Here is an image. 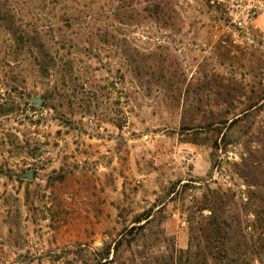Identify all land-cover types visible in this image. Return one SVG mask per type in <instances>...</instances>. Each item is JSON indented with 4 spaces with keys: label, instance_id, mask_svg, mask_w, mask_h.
<instances>
[{
    "label": "rangeland",
    "instance_id": "obj_1",
    "mask_svg": "<svg viewBox=\"0 0 264 264\" xmlns=\"http://www.w3.org/2000/svg\"><path fill=\"white\" fill-rule=\"evenodd\" d=\"M25 1L77 87L61 69L43 79L30 60L0 59V104L15 102L0 115V264H114L116 244L149 211L120 262L203 248L209 191L254 221L248 184L264 176L241 164L258 155L264 108L227 147L228 125L221 135L209 125L264 90V0H171L172 28L134 11L137 0L124 3L123 23L119 0ZM101 26L111 27L103 40ZM127 49L161 62L171 83L136 77Z\"/></svg>",
    "mask_w": 264,
    "mask_h": 264
},
{
    "label": "trees",
    "instance_id": "obj_2",
    "mask_svg": "<svg viewBox=\"0 0 264 264\" xmlns=\"http://www.w3.org/2000/svg\"><path fill=\"white\" fill-rule=\"evenodd\" d=\"M122 2L123 0L118 1L119 5L115 11V17L119 23H123L121 14L126 0ZM26 3L25 0H0V59L6 61L9 67L12 64L7 59L12 58L14 60L12 63L30 60L37 74L43 79L50 78L56 70L61 69L66 73L69 82L77 87L72 64L57 58L60 48L53 47L45 39L43 30L46 27L33 24L38 22L31 20ZM134 8H136L134 11L144 14L146 19L161 28H172V23L176 20V7L171 0H137ZM109 28L111 27L98 28L96 32L99 36L97 37L103 40L107 37ZM124 54L126 64L136 77L141 79L158 77L162 81L171 83L170 69L157 71L161 62L157 63L150 55H145L137 49H127ZM253 96H256L257 100L243 107L230 121L220 120L218 123L209 125L218 135H221L228 125L227 133L221 139V146L232 145V139L237 132H240L242 136L248 135L255 111H262L264 108L258 107V104L264 100V90L256 93L251 91L249 99ZM14 108L15 102L5 100L0 104V115H9L15 112ZM262 135L263 139L257 150L258 155L254 156L249 153L247 158L243 159L241 166L245 172L251 168V172L264 176V132ZM216 147L219 149L220 145L216 144ZM248 187L250 188L248 201L254 207L251 213L255 218L250 225H244L241 218L232 213L231 204L224 203L217 191H209L210 199L207 201L205 210H209L210 216L205 221L206 227L202 235L205 242L204 247L201 248L198 244L191 242L185 252L145 255L140 264H209V262L214 264H264V186L253 181L248 184ZM223 197H225L224 194ZM217 198L221 199L219 204L215 202ZM153 219L154 216L149 211L135 220L134 224L145 223L130 228L122 235L114 248L115 257L111 263L126 264L125 261L120 262V251L124 246L130 248Z\"/></svg>",
    "mask_w": 264,
    "mask_h": 264
},
{
    "label": "water",
    "instance_id": "obj_3",
    "mask_svg": "<svg viewBox=\"0 0 264 264\" xmlns=\"http://www.w3.org/2000/svg\"><path fill=\"white\" fill-rule=\"evenodd\" d=\"M33 102L39 107L42 105V100L41 99H33ZM26 177L28 179H30V180H32L34 178L33 174H28V175H26Z\"/></svg>",
    "mask_w": 264,
    "mask_h": 264
}]
</instances>
